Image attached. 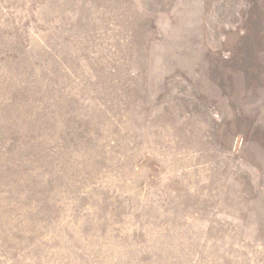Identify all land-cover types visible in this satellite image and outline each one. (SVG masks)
<instances>
[{"label":"rangeland","instance_id":"obj_1","mask_svg":"<svg viewBox=\"0 0 264 264\" xmlns=\"http://www.w3.org/2000/svg\"><path fill=\"white\" fill-rule=\"evenodd\" d=\"M0 264H264V0H0Z\"/></svg>","mask_w":264,"mask_h":264}]
</instances>
